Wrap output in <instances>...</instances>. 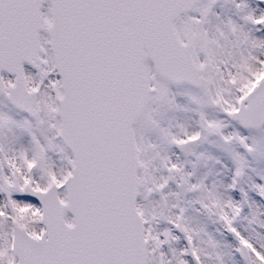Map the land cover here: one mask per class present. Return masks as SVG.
<instances>
[{"label": "snow or ice", "instance_id": "6c2138e0", "mask_svg": "<svg viewBox=\"0 0 264 264\" xmlns=\"http://www.w3.org/2000/svg\"><path fill=\"white\" fill-rule=\"evenodd\" d=\"M0 264H264V0H0Z\"/></svg>", "mask_w": 264, "mask_h": 264}]
</instances>
